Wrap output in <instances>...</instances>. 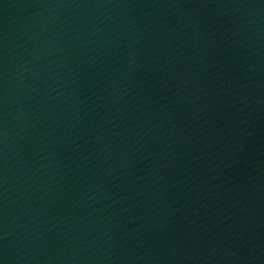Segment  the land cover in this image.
Wrapping results in <instances>:
<instances>
[{
    "label": "water",
    "instance_id": "95a60500",
    "mask_svg": "<svg viewBox=\"0 0 264 264\" xmlns=\"http://www.w3.org/2000/svg\"><path fill=\"white\" fill-rule=\"evenodd\" d=\"M0 264H264V0H0Z\"/></svg>",
    "mask_w": 264,
    "mask_h": 264
}]
</instances>
